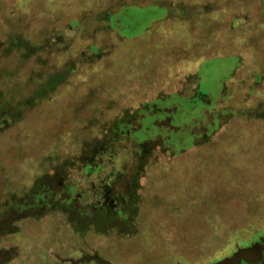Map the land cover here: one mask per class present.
<instances>
[{"label":"rangeland","instance_id":"obj_1","mask_svg":"<svg viewBox=\"0 0 264 264\" xmlns=\"http://www.w3.org/2000/svg\"><path fill=\"white\" fill-rule=\"evenodd\" d=\"M263 234L264 0H0V264Z\"/></svg>","mask_w":264,"mask_h":264},{"label":"trees","instance_id":"obj_2","mask_svg":"<svg viewBox=\"0 0 264 264\" xmlns=\"http://www.w3.org/2000/svg\"><path fill=\"white\" fill-rule=\"evenodd\" d=\"M95 261L101 264H108L105 261L93 257ZM264 261V234L257 242L251 245L239 248L230 257L224 258L212 264H261Z\"/></svg>","mask_w":264,"mask_h":264}]
</instances>
